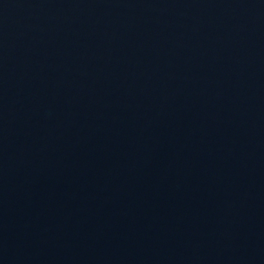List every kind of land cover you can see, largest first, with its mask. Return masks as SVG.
Here are the masks:
<instances>
[{
  "label": "water",
  "instance_id": "water-1",
  "mask_svg": "<svg viewBox=\"0 0 264 264\" xmlns=\"http://www.w3.org/2000/svg\"><path fill=\"white\" fill-rule=\"evenodd\" d=\"M0 264H264V0H0Z\"/></svg>",
  "mask_w": 264,
  "mask_h": 264
}]
</instances>
